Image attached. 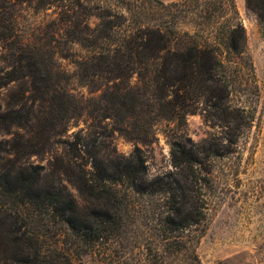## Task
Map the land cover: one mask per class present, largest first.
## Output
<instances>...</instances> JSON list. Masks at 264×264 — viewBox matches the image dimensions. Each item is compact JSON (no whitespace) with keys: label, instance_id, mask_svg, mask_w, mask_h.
<instances>
[{"label":"rangeland","instance_id":"374dc122","mask_svg":"<svg viewBox=\"0 0 264 264\" xmlns=\"http://www.w3.org/2000/svg\"><path fill=\"white\" fill-rule=\"evenodd\" d=\"M238 23L243 57L226 37ZM12 32L0 40V77L12 81L0 88V184L33 167L42 189L78 196L94 165L111 173L140 156L153 186L131 192L124 235L90 249L32 206L13 226L0 190V264H21L13 238L39 235L74 264H167L166 213L189 218L199 191L205 231L176 217L191 244L169 263L264 264V0H0V34ZM207 44L226 83L188 54Z\"/></svg>","mask_w":264,"mask_h":264},{"label":"trees","instance_id":"16d2710c","mask_svg":"<svg viewBox=\"0 0 264 264\" xmlns=\"http://www.w3.org/2000/svg\"><path fill=\"white\" fill-rule=\"evenodd\" d=\"M235 35L238 38L240 37L242 44L234 39ZM14 36L13 32L11 34L3 33L0 34V40L10 42ZM160 36H162V41L164 40L169 44L166 34H160ZM226 37L229 52L237 57H243L245 54V45L243 44L245 30L243 26L239 23L230 26ZM150 42L149 39L148 44ZM187 50H189L188 54L194 58L199 53L200 56L210 59V63L204 68L206 73L217 82L226 83L224 76L218 74L220 62L213 47L207 44L205 49L194 46V48ZM187 67V64H184L182 70H187ZM11 83L12 81L0 77V88H5ZM222 87L225 91L226 86L222 85ZM135 159L136 164H133V161L123 167L117 164L118 166L113 167L111 173L109 172L110 166L94 165V169L99 172L98 175L88 177L91 172H85L86 174L80 177L79 184H77L78 196H74L69 192L65 193L52 186L42 189L40 187L41 177L37 168H25L14 179L8 175L2 176L0 190L5 194V198L9 199L8 206L6 202L3 204V208L6 209L4 213L12 218L13 226H17L19 223V206L23 208L32 206L37 209L38 213L42 212L50 215L54 223L63 222L71 236L75 239H83L82 244L86 249L92 248L101 240L121 237L125 233L124 218L128 214L127 211H129L131 192L132 194L144 195L149 187L153 186L145 180L146 173L143 160L140 156ZM187 163L190 164L188 161ZM158 187L155 191L166 193L169 183L158 185ZM122 188L128 189V191L123 194ZM183 195L186 198V194ZM203 198L204 194L201 191L195 195V208L189 218H182V209L177 210L173 215L169 212L166 213L164 222L168 227L165 228V231L174 234L172 237L164 239L163 262L166 260V263L170 264L169 261L174 260V258L178 260L182 255L187 254L190 249L191 240H185L184 236L188 228L187 226L179 227L181 223L175 220L176 217L184 219V222L192 221L198 228L196 231L200 235L205 231L206 205ZM80 202H88L91 207L82 210L80 209L82 208ZM171 226L176 228H171ZM15 233L17 232L12 231V236ZM42 237L39 235L36 239L25 237L20 240L13 238L11 241L12 251L15 253L16 262L19 263V255L21 254V264H74V257L71 254H62L61 248L58 247L55 248V255L49 256L44 250ZM19 246L21 247L20 250Z\"/></svg>","mask_w":264,"mask_h":264}]
</instances>
